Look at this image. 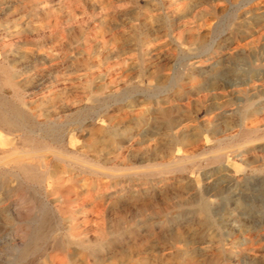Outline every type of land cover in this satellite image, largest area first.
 I'll return each instance as SVG.
<instances>
[{
    "label": "rangeland",
    "instance_id": "1",
    "mask_svg": "<svg viewBox=\"0 0 264 264\" xmlns=\"http://www.w3.org/2000/svg\"><path fill=\"white\" fill-rule=\"evenodd\" d=\"M0 103L66 159L43 151L65 172L41 183L0 163V264L58 243L76 264H264V0H0Z\"/></svg>",
    "mask_w": 264,
    "mask_h": 264
},
{
    "label": "bare ground",
    "instance_id": "2",
    "mask_svg": "<svg viewBox=\"0 0 264 264\" xmlns=\"http://www.w3.org/2000/svg\"><path fill=\"white\" fill-rule=\"evenodd\" d=\"M239 45V44H238ZM228 46V45H227ZM230 48V47H229ZM231 49V48H230ZM198 62V61H197ZM196 62V63H197ZM200 62V61H199ZM203 62V61H202ZM16 73V72H15ZM0 124L2 125V130L0 131V163L6 164L9 166L10 172H14L17 175L21 176L25 180L31 181V182H42L44 180L50 179L51 182H56V179L59 178V176L65 172V165L63 164H58L54 165L53 168H49L50 163L48 162V159L46 161V158L43 154H41L45 150H51V152L56 151L54 154L60 161L66 163V159L61 158L62 155H64L65 152L57 151L54 150L55 147L53 148L51 145L47 144L45 141L38 140L34 138L33 132L28 130L27 128V119L25 115H23L21 112L15 109H8L4 108V105L0 103ZM250 109V108H249ZM109 113V112H108ZM109 115V114H108ZM113 117V116H111ZM47 119V118H46ZM90 120V119H89ZM94 120V119H93ZM120 120V119H119ZM91 122V121H90ZM93 122V121H92ZM89 123V122H88ZM94 123V122H93ZM60 124V123H59ZM83 124V123H82ZM81 124V125H82ZM90 124V123H89ZM61 125V124H60ZM180 126V125H179ZM178 126V127H179ZM93 127V126H92ZM78 128V127H77ZM176 130V129H175ZM14 131H21V140L20 143L22 146H18V143L15 139L14 136H11L10 134ZM57 132V131H56ZM120 132V131H118ZM88 133V132H87ZM37 136V134H35ZM98 135V134H97ZM113 133H111V137H113ZM251 135V134H250ZM39 136V135H38ZM99 136V135H98ZM115 136V135H114ZM89 138V137H88ZM109 138V137H108ZM124 138V137H123ZM252 138V137H251ZM119 139V138H117ZM258 139V138H257ZM46 140V139H45ZM70 140V139H69ZM249 140V139H248ZM252 141V140H251ZM19 142V141H18ZM113 142V141H112ZM106 143V140H105ZM120 144V143H119ZM89 147V146H88ZM110 148V147H109ZM119 148V147H118ZM247 148V147H246ZM100 149V148H99ZM252 149V148H251ZM90 150V149H88ZM95 150V148H94ZM99 151V150H97ZM239 151V150H238ZM50 152V151H49ZM100 153V152H98ZM97 153V154H98ZM39 154V155H38ZM68 154V153H67ZM66 154V155H67ZM90 154V153H89ZM236 154V153H235ZM28 155L35 156L37 157V162L38 164H32L29 161H27L26 157ZM70 155V154H69ZM61 156V157H60ZM96 156V155H94ZM70 157V156H69ZM24 158V159H22ZM50 158V156H49ZM87 159V158H86ZM75 160V159H74ZM79 160V159H77ZM81 161V160H80ZM84 162L87 163L88 167L87 169L90 171L92 175L97 173V170L95 169V165L97 167V164L92 163V160H83ZM88 161V162H87ZM72 162V161H71ZM82 162V161H81ZM52 163V162H51ZM84 163V164H86ZM73 164V163H72ZM75 164V163H74ZM73 164V165H74ZM99 164V163H98ZM68 165V164H67ZM70 165V164H69ZM83 165V164H82ZM72 166V165H71ZM77 166V164H76ZM99 167V166H98ZM104 168V167H102ZM100 168V169H102ZM67 169V168H66ZM77 170H80L78 168H74ZM134 169V168H133ZM72 170V169H71ZM105 170V169H104ZM84 172V171H83ZM99 172V171H98ZM88 173V172H87ZM105 174V173H104ZM103 174V175H104ZM12 175V174H11ZM77 175V174H76ZM123 175V174H122ZM126 175V174H125ZM172 175V174H171ZM10 176V175H9ZM99 176V175H97ZM179 176V175H178ZM62 177V176H61ZM68 177V176H67ZM167 177V176H166ZM180 177V176H179ZM63 178V177H62ZM75 178V177H73ZM112 178V177H111ZM68 179V178H67ZM66 179V180H67ZM88 179V178H86ZM162 180V179H160ZM168 180V179H167ZM105 181V180H103ZM118 181V180H117ZM125 181V180H124ZM172 181V180H171ZM175 181V180H174ZM40 182V183H41ZM134 182V181H133ZM145 182V181H144ZM152 182V181H151ZM81 183V182H80ZM114 183V181L112 182ZM137 183V182H135ZM140 183V182H139ZM147 183V182H146ZM142 184V183H141ZM180 185V184H179ZM106 186V185H105ZM116 186V185H115ZM114 186V188H115ZM129 186V185H128ZM173 186V185H172ZM104 187V186H103ZM108 187V185H107ZM178 188V187H177ZM50 189V188H49ZM76 189V188H75ZM74 189V190H75ZM110 189V188H109ZM121 190V189H120ZM110 191V190H109ZM141 191V190H140ZM180 191V190H178ZM86 192V191H85ZM124 192V191H123ZM139 192V190H138ZM159 192V191H158ZM161 192V191H160ZM82 193V192H81ZM70 194V192H69ZM75 194V193H74ZM80 194V193H79ZM179 194V193H178ZM92 196V195H91ZM115 196V195H114ZM113 196V197H114ZM168 196V195H167ZM8 197V196H7ZM121 197V196H120ZM2 199V198H0ZM10 199V198H9ZM81 206H83L84 199H81ZM98 199V198H97ZM166 199V197H165ZM7 200V199H6ZM5 201V200H4ZM78 201V200H77ZM107 201V200H106ZM75 202V201H74ZM97 202V201H96ZM77 203V202H76ZM116 203V202H115ZM114 203V204H115ZM120 203V202H119ZM152 204V203H150ZM72 205V204H71ZM93 205V204H92ZM110 205V204H109ZM99 206V205H98ZM120 206V205H119ZM152 206V205H151ZM95 207V206H94ZM101 207V206H99ZM109 207V206H108ZM149 207V206H148ZM82 208V207H81ZM126 208V207H125ZM78 209V208H77ZM98 209V208H97ZM115 209V208H114ZM196 209L200 216L202 217V221L205 225H212L214 223L213 218H212V212L209 208L208 203L204 199H200L198 203L196 204ZM32 210L31 206V201L30 199L24 195L21 191H17L15 194V198L13 200V219L15 223H20L25 217L29 218L30 217V212ZM103 210V209H102ZM109 210V208L107 209ZM118 210V209H117ZM124 210V209H123ZM129 210V209H126ZM133 210V209H131ZM3 211V210H1ZM8 211V210H7ZM119 211V210H118ZM122 211V210H121ZM12 212V211H10ZM116 212V211H115ZM114 212V213H115ZM5 213V212H3ZM8 213V212H7ZM6 213V214H7ZM76 213V212H75ZM107 213V212H106ZM119 213V212H118ZM122 213V212H121ZM134 213V212H133ZM105 214V213H104ZM173 214V213H172ZM1 215V213H0ZM95 215V214H94ZM120 215V213H119ZM11 216V215H10ZM74 216V215H73ZM91 216V215H90ZM112 216V215H111ZM148 216V215H147ZM8 217V216H7ZM75 217V216H74ZM5 218V216H4ZM86 218V217H85ZM104 218V217H102ZM107 218V216H106ZM105 218V220H106ZM109 218V217H108ZM107 218V219H108ZM147 218V217H146ZM8 219V218H6ZM83 219V218H82ZM150 219V218H149ZM148 219V220H149ZM9 220H11L9 218ZM69 220V218H68ZM75 220V219H74ZM164 220V219H163ZM13 221V220H12ZM96 221V220H95ZM102 221V220H101ZM46 222L47 220L45 218H39L35 221L34 227L32 229L26 228L25 230H22V236H27L30 234V239L31 241L27 245L25 251L21 253V255H24L27 249H30L32 245L36 243L38 239H41L44 230L46 227ZM85 222V221H83ZM136 222V221H135ZM150 222V221H149ZM148 222V223H149ZM156 222V221H155ZM65 223V222H64ZM108 223V222H107ZM166 223V222H165ZM52 224V222H51ZM95 224V223H94ZM90 225V224H89ZM81 226V225H80ZM92 227V226H91ZM90 227V228H91ZM202 227V226H201ZM24 228V227H23ZM79 228V227H78ZM94 228V227H93ZM136 228V227H135ZM206 228V227H205ZM82 229V228H81ZM88 229V228H87ZM176 230H178L176 228ZM20 232V231H19ZM18 232V234H20ZM58 232V231H57ZM90 232V231H89ZM132 232V231H131ZM143 232V231H142ZM62 233V232H61ZM101 233V230H100ZM136 233V232H135ZM54 234V233H53ZM97 234V232H96ZM21 235V234H20ZM19 235V236H20ZM182 235V234H181ZM210 235V234H209ZM50 236V235H49ZM96 236V235H94ZM54 237V236H53ZM52 237V238H53ZM89 237V235H88ZM93 237V235H92ZM100 238V237H99ZM16 239V238H15ZM133 240V239H132ZM135 240V239H134ZM91 241V240H90ZM57 242V241H56ZM59 242V240H58ZM85 242V241H84ZM126 243V242H125ZM251 244V243H250ZM49 245V244H48ZM55 245V244H54ZM53 245V246H54ZM103 245V244H102ZM252 245V244H251ZM46 247V246H45ZM101 247V246H100ZM250 247V246H249ZM44 248V247H43ZM99 248V247H98ZM248 248V247H247ZM48 249V248H47ZM59 251V254H57L52 260L55 262V264H76V261L74 260L73 256L71 257V251L68 249V247H65L63 244L58 243L57 248ZM83 251L88 252L89 255L92 257H96V252L97 250L95 249V243L91 242L90 244H87L86 246L82 247ZM255 249V248H254ZM44 250V249H43ZM52 250V249H51ZM129 250V249H128ZM51 252V251H49ZM147 252V251H146ZM44 253V252H43ZM73 253V252H72ZM248 253V252H247ZM251 253V252H250ZM254 253V252H253ZM133 254V253H132ZM252 254V253H251ZM131 255V254H129ZM141 255V254H140ZM255 255V254H253ZM70 256V257H69ZM103 256V255H102ZM136 256V255H134ZM142 256V255H141ZM22 257V256H21ZM46 257V256H45ZM48 257V256H47ZM77 257V256H76ZM81 257V256H80ZM98 257V256H97ZM27 259V258H26ZM83 261V260H82ZM138 261V260H137ZM136 261V262H137ZM85 262V261H83ZM82 262V264H83ZM129 262V261H128ZM147 262V260H146ZM154 264V262H152ZM48 264V263H47ZM146 264V263H145Z\"/></svg>",
    "mask_w": 264,
    "mask_h": 264
}]
</instances>
